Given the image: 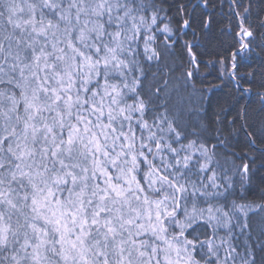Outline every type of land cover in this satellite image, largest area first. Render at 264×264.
<instances>
[{
	"label": "snow or ice",
	"instance_id": "6c2138e0",
	"mask_svg": "<svg viewBox=\"0 0 264 264\" xmlns=\"http://www.w3.org/2000/svg\"><path fill=\"white\" fill-rule=\"evenodd\" d=\"M0 264H264V0H0Z\"/></svg>",
	"mask_w": 264,
	"mask_h": 264
},
{
	"label": "trees",
	"instance_id": "16d2710c",
	"mask_svg": "<svg viewBox=\"0 0 264 264\" xmlns=\"http://www.w3.org/2000/svg\"><path fill=\"white\" fill-rule=\"evenodd\" d=\"M217 2L219 3L220 0H217ZM213 83H214V84H221L222 82L219 81V80H214ZM224 91H226V89H223V88H217V89H216V93H217L218 95H222Z\"/></svg>",
	"mask_w": 264,
	"mask_h": 264
}]
</instances>
